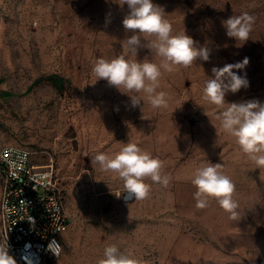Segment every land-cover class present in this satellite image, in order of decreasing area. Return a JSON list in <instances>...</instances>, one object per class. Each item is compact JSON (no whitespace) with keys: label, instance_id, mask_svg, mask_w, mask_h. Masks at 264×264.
Wrapping results in <instances>:
<instances>
[{"label":"rangeland","instance_id":"374dc122","mask_svg":"<svg viewBox=\"0 0 264 264\" xmlns=\"http://www.w3.org/2000/svg\"><path fill=\"white\" fill-rule=\"evenodd\" d=\"M153 3L174 33L185 31L197 46L209 48L208 61L197 59L189 68L163 74L158 90L168 93L167 109H153L147 101L132 108L128 95L104 79L96 81L91 71L96 59L125 54L122 41L133 34L122 23L126 4L0 1V87L12 91L8 97L0 94V149L29 143L54 150L69 225L89 250L88 264H98L110 244L141 264H264V173L253 170L234 139L220 130L215 106L201 100L213 67L247 57L248 65L234 71L248 86L225 100L264 103V0ZM243 13L255 23L250 38L237 47L222 21ZM145 57L153 58L140 48L136 59ZM128 142L159 157L172 177L167 188L147 181L151 192L142 201L125 200L118 175L91 163L95 154H114ZM208 162L221 163L235 183L239 219H230L214 201L206 209L195 207L191 176Z\"/></svg>","mask_w":264,"mask_h":264},{"label":"clouds","instance_id":"9594fccd","mask_svg":"<svg viewBox=\"0 0 264 264\" xmlns=\"http://www.w3.org/2000/svg\"><path fill=\"white\" fill-rule=\"evenodd\" d=\"M117 2L127 5L129 12L122 23L125 31L133 34L122 41L125 54L111 59L98 58L91 71L96 81L104 79L109 86L128 95L132 108L140 107L141 102L144 107L147 101L153 109H167L168 93L158 90L163 74L171 73L176 67L189 68L197 59L208 61L209 48L207 45L197 46V42L185 31L174 33L167 15L153 0ZM254 23L252 15L243 13L223 20L222 26L226 35L235 39L237 47H240L250 38ZM142 37L146 43H142ZM140 48L149 49L153 58L145 57L143 61H138L136 56ZM155 58H159V62ZM248 63L249 59L245 57L235 64L213 67L212 75L203 81L201 100L215 106L218 111L214 118L219 121L220 130L234 139L243 156L255 165L253 170L259 169L264 173V103L255 100L227 103L225 100L227 94H235L248 86V81L234 71L245 68ZM122 145L114 154H95L91 163L102 172L118 175L123 184L122 191L127 194L125 200L135 198V201H142L148 198L151 192L149 180L165 188L169 186L172 177L164 173V162L159 157L142 150L134 142ZM222 169L221 163L208 162L194 170L191 184L196 189L193 193L195 207L206 209L214 201L230 214V219L237 220L239 203L234 199L236 186ZM261 178L264 179V175ZM49 248L57 256L61 250L58 244L55 248L50 244ZM10 251L8 242L0 241V264H17ZM98 264H141V261L110 244L104 248Z\"/></svg>","mask_w":264,"mask_h":264},{"label":"built area","instance_id":"2783aa9c","mask_svg":"<svg viewBox=\"0 0 264 264\" xmlns=\"http://www.w3.org/2000/svg\"><path fill=\"white\" fill-rule=\"evenodd\" d=\"M53 149L8 143L0 149V241L17 264H45L59 257L68 227L64 189ZM58 244V256L49 248Z\"/></svg>","mask_w":264,"mask_h":264},{"label":"crops","instance_id":"0c3cea01","mask_svg":"<svg viewBox=\"0 0 264 264\" xmlns=\"http://www.w3.org/2000/svg\"><path fill=\"white\" fill-rule=\"evenodd\" d=\"M0 1H4V0H0ZM0 89L3 91L7 90L10 91L8 88L5 87H0ZM12 92V91H10ZM3 95L5 97H8L9 95L4 94ZM11 95V94H10ZM16 144V143H15ZM18 144H23V145H27V146H34V147H45V148H49L47 146H42L39 144H29V143H18ZM57 160V159H56ZM57 162V161H56ZM57 174L60 178V183L64 189L63 186V180H62V176L60 175L59 171H58V165H57ZM1 175V174H0ZM1 187H2V176H1ZM1 187H0V192H1ZM64 194H65V189H64ZM68 223L70 224V218L68 216ZM66 230H64L61 234H60V238L63 244V250L62 253L59 257H50V256H46L45 258V264H88V261H86V258L88 259V252L89 250H84V247L81 245L80 242L76 241V236H77V231L73 230V226L69 225ZM97 232H99L97 230Z\"/></svg>","mask_w":264,"mask_h":264},{"label":"trees","instance_id":"16d2710c","mask_svg":"<svg viewBox=\"0 0 264 264\" xmlns=\"http://www.w3.org/2000/svg\"><path fill=\"white\" fill-rule=\"evenodd\" d=\"M50 77L54 80V81H61V83H63V78L62 77H60L59 75H57V74H51L50 75ZM3 92H4V94H6V95H10V94H12V92H10V91H7V90H1L0 89V94H3Z\"/></svg>","mask_w":264,"mask_h":264},{"label":"bare ground","instance_id":"6f19581e","mask_svg":"<svg viewBox=\"0 0 264 264\" xmlns=\"http://www.w3.org/2000/svg\"><path fill=\"white\" fill-rule=\"evenodd\" d=\"M126 195H127V194H126ZM126 195H123V198H124Z\"/></svg>","mask_w":264,"mask_h":264},{"label":"water","instance_id":"95a60500","mask_svg":"<svg viewBox=\"0 0 264 264\" xmlns=\"http://www.w3.org/2000/svg\"><path fill=\"white\" fill-rule=\"evenodd\" d=\"M123 195H126V193L124 192V194Z\"/></svg>","mask_w":264,"mask_h":264}]
</instances>
